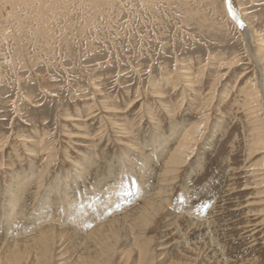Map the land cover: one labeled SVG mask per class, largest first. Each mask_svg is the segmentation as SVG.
Segmentation results:
<instances>
[{
  "label": "rangeland",
  "instance_id": "rangeland-1",
  "mask_svg": "<svg viewBox=\"0 0 264 264\" xmlns=\"http://www.w3.org/2000/svg\"><path fill=\"white\" fill-rule=\"evenodd\" d=\"M263 175L264 0H0V264H264Z\"/></svg>",
  "mask_w": 264,
  "mask_h": 264
},
{
  "label": "bare ground",
  "instance_id": "bare-ground-1",
  "mask_svg": "<svg viewBox=\"0 0 264 264\" xmlns=\"http://www.w3.org/2000/svg\"><path fill=\"white\" fill-rule=\"evenodd\" d=\"M227 8H228V11H229V13H230V17L234 20V22H236V23H238L239 25H244V23H243V21H242V19L240 18V16H239V18L237 17V15H235V13L233 14L232 12L233 11H231L230 10V6L229 5H227ZM245 13V12H244ZM234 16V17H233ZM242 29H244V31H246V27L245 26H243V27H241ZM248 31V30H247ZM246 31V32H247ZM249 36V35H248ZM193 130V129H192ZM188 131V130H187ZM194 130L193 131H189L188 133H186V135H185V137H183L184 139H183V141L181 140V145H179V149H178V151L176 152V150H174V152H176V153H174V157L175 158H177L178 160H180L182 157H183V155H184V152L186 151V150H188L189 148H190V141H194L195 140V135L193 136V134H194ZM196 143V142H195ZM178 146V145H177ZM172 156H173V154H172ZM173 157V158H174ZM169 163V162H168ZM168 165V164H167ZM261 175V174H260ZM264 176V175H263ZM81 201H80V203H87V202H90L91 201V199H89L86 195H82L81 196ZM107 198V197H106ZM104 202H107V201H103V203ZM99 203H102V202H99ZM79 205H81V204H79ZM78 206V205H77ZM72 207L74 208V206L72 205ZM76 207V206H75ZM80 207V206H79ZM90 207H92L91 205H90ZM89 207V208H90ZM102 207V206H101ZM73 210V209H72ZM83 210V209H82ZM87 210V209H86ZM76 212L78 213V214H81L80 216H82V214H83V211H82V213H80V209H76ZM69 213H71V212H69ZM81 220H83L82 218H81ZM51 231H53L54 232V230H51ZM61 237V236H60ZM63 237V236H62ZM60 239V238H59ZM49 242V246H51V247H53V245L55 246V244L58 242V241H55V237H53L52 235L51 236H47V237H45V242ZM62 243V242H61ZM59 245H60V242H59ZM61 246H63V245H61ZM60 247V246H59ZM64 247V246H63ZM57 248V247H56ZM44 249H45V247H44ZM59 249V248H58ZM46 250V249H45ZM46 252V251H45Z\"/></svg>",
  "mask_w": 264,
  "mask_h": 264
},
{
  "label": "snow or ice",
  "instance_id": "snow-or-ice-1",
  "mask_svg": "<svg viewBox=\"0 0 264 264\" xmlns=\"http://www.w3.org/2000/svg\"><path fill=\"white\" fill-rule=\"evenodd\" d=\"M240 26H241V27H243V25H242V24H241Z\"/></svg>",
  "mask_w": 264,
  "mask_h": 264
}]
</instances>
